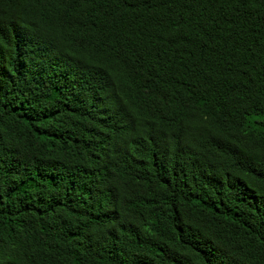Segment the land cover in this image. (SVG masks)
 I'll return each mask as SVG.
<instances>
[{
    "label": "trees",
    "instance_id": "1",
    "mask_svg": "<svg viewBox=\"0 0 264 264\" xmlns=\"http://www.w3.org/2000/svg\"><path fill=\"white\" fill-rule=\"evenodd\" d=\"M0 264H264V0H0Z\"/></svg>",
    "mask_w": 264,
    "mask_h": 264
}]
</instances>
